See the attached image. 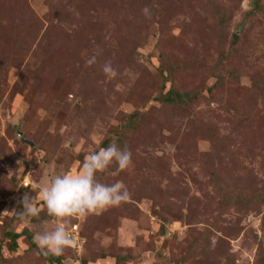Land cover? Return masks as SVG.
<instances>
[{
  "label": "rangeland",
  "instance_id": "obj_1",
  "mask_svg": "<svg viewBox=\"0 0 264 264\" xmlns=\"http://www.w3.org/2000/svg\"><path fill=\"white\" fill-rule=\"evenodd\" d=\"M113 141L133 164L97 179L131 199L73 220L63 264H263L264 0H0V264H51L36 186Z\"/></svg>",
  "mask_w": 264,
  "mask_h": 264
},
{
  "label": "clouds",
  "instance_id": "obj_2",
  "mask_svg": "<svg viewBox=\"0 0 264 264\" xmlns=\"http://www.w3.org/2000/svg\"><path fill=\"white\" fill-rule=\"evenodd\" d=\"M142 15L151 19L152 12L149 7H144ZM89 57L86 65L96 63V56ZM102 71L109 79H115L117 70L111 61H106ZM132 153L125 146L121 148L113 141L106 148H100L85 157L82 168L76 174H55L50 176L45 183L37 185L39 201L46 207L49 217L54 218L55 225L37 231L34 242L39 252L44 257H59L74 246L70 226L73 220L84 221L90 215H100L113 207H120L131 199V192L122 181L105 184L97 179L98 173L107 172L112 166L117 171H126L132 166ZM37 198L25 194L21 200L22 210L20 217L27 222L39 216L40 209L36 203Z\"/></svg>",
  "mask_w": 264,
  "mask_h": 264
},
{
  "label": "trees",
  "instance_id": "obj_3",
  "mask_svg": "<svg viewBox=\"0 0 264 264\" xmlns=\"http://www.w3.org/2000/svg\"><path fill=\"white\" fill-rule=\"evenodd\" d=\"M221 78L217 77V81H219ZM196 97L195 93H192L190 91H183L179 92L177 90H168L166 93L161 94L159 97H157L162 103H167L171 105H175L178 107H185L189 105V103ZM134 117L133 114L129 115V119L132 120ZM28 239H30V234L27 231L22 232ZM9 239L11 241L9 248L10 250L14 251L17 248L16 245V239L21 236V234L17 233H10ZM31 244H34L31 242ZM47 261L51 264H63L60 259L56 257H47ZM264 264V263H263Z\"/></svg>",
  "mask_w": 264,
  "mask_h": 264
},
{
  "label": "built area",
  "instance_id": "obj_4",
  "mask_svg": "<svg viewBox=\"0 0 264 264\" xmlns=\"http://www.w3.org/2000/svg\"><path fill=\"white\" fill-rule=\"evenodd\" d=\"M26 183V182H25Z\"/></svg>",
  "mask_w": 264,
  "mask_h": 264
}]
</instances>
